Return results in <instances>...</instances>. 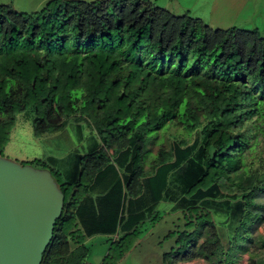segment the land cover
I'll return each instance as SVG.
<instances>
[{
  "label": "trees",
  "instance_id": "trees-1",
  "mask_svg": "<svg viewBox=\"0 0 264 264\" xmlns=\"http://www.w3.org/2000/svg\"><path fill=\"white\" fill-rule=\"evenodd\" d=\"M44 4H0V156L16 123L69 143L19 163L63 195L40 264H87L97 236L117 264L160 203L185 221L161 264H264V36L149 0Z\"/></svg>",
  "mask_w": 264,
  "mask_h": 264
},
{
  "label": "rangeland",
  "instance_id": "rangeland-1",
  "mask_svg": "<svg viewBox=\"0 0 264 264\" xmlns=\"http://www.w3.org/2000/svg\"><path fill=\"white\" fill-rule=\"evenodd\" d=\"M47 0H0V4L10 5L17 12L31 13L40 10ZM99 1V0H74ZM160 8L167 9L174 15L187 14L200 19L210 28L226 29L236 27L245 30L255 29L264 36V0H149ZM89 128H82V136L89 134ZM70 147L76 148L75 135L68 130ZM44 137H34L29 125L15 124L10 134V140L4 147L3 158L17 163L29 159L40 158L42 154L59 157L69 143L59 140L58 150L53 149ZM80 147V146H78ZM61 149V150H60ZM155 147L151 148L154 154ZM37 169V168H35ZM168 204L160 203L157 207L158 218L152 224L144 222L133 246L117 262V264H161V254L172 248V240L166 239L168 232L181 231L185 221L181 213H168ZM148 225V226H147ZM145 231V232H144ZM257 233L263 232V227L257 228ZM108 238L97 236L86 239L88 249L87 264H101L106 254ZM246 256H242L239 264H244ZM184 264H204L201 261H191Z\"/></svg>",
  "mask_w": 264,
  "mask_h": 264
},
{
  "label": "water",
  "instance_id": "water-1",
  "mask_svg": "<svg viewBox=\"0 0 264 264\" xmlns=\"http://www.w3.org/2000/svg\"><path fill=\"white\" fill-rule=\"evenodd\" d=\"M62 203L48 171L0 156V264H40Z\"/></svg>",
  "mask_w": 264,
  "mask_h": 264
},
{
  "label": "crops",
  "instance_id": "crops-1",
  "mask_svg": "<svg viewBox=\"0 0 264 264\" xmlns=\"http://www.w3.org/2000/svg\"><path fill=\"white\" fill-rule=\"evenodd\" d=\"M246 259V258H245ZM244 264H245V262H244Z\"/></svg>",
  "mask_w": 264,
  "mask_h": 264
}]
</instances>
